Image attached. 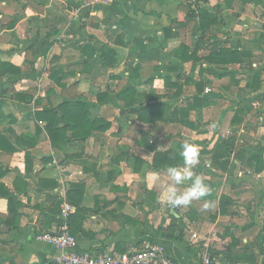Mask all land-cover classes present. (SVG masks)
<instances>
[{"label":"crops","instance_id":"crops-1","mask_svg":"<svg viewBox=\"0 0 264 264\" xmlns=\"http://www.w3.org/2000/svg\"><path fill=\"white\" fill-rule=\"evenodd\" d=\"M196 6L0 0V136L16 150L0 149V187L8 194L0 197V264H60L63 252L40 237L71 216L80 252L155 244L174 264H199L205 252L221 264H264V0ZM197 9L210 14L206 29L191 17ZM103 48L116 55L105 57ZM221 51L245 56L210 60ZM127 91L132 95L121 99ZM195 97L212 105L201 115L190 111L194 128L174 123V111ZM77 102L110 128L84 142L69 131L53 147L36 114ZM151 104L168 106L170 121L141 122L138 111ZM230 137V157L215 156ZM185 142L200 147L195 171L209 194L173 208L161 200L171 183L167 168L153 161L156 152ZM75 185L84 191L69 199Z\"/></svg>","mask_w":264,"mask_h":264},{"label":"trees","instance_id":"trees-1","mask_svg":"<svg viewBox=\"0 0 264 264\" xmlns=\"http://www.w3.org/2000/svg\"><path fill=\"white\" fill-rule=\"evenodd\" d=\"M197 16L201 19L203 29H206V27L210 26L209 24L205 23V19L210 17V14L208 12L202 11L200 9L192 11L191 17L196 18ZM181 50H187V48L185 46H182ZM109 54H111V56L116 55L113 50L103 48V55L106 57ZM225 55L229 56V59H227L226 63H236V61L239 60L238 57L245 56V53H241L239 51H221L219 54L213 56L210 60L218 62L221 61ZM4 67H8L5 70L6 73L13 76H18L21 73L19 69L13 66L4 65ZM199 90L200 92L203 91L200 87ZM128 95H132V93L130 91L125 92L121 95V99L126 98V96ZM253 101L254 99L245 102L243 109H241L240 112L236 113L232 121L233 125L241 121L240 114H243L248 109H250L248 107V104H251ZM210 105H212V103L205 100L204 98L195 97L193 102L189 103L185 108H178L174 111L173 114L177 116L174 123H179L185 127L194 128V125L186 120L190 111L197 110L201 115L203 109L209 107ZM168 111V106L164 104H151L149 106L143 107L138 111L139 119L141 122L148 124H154L159 121H170V118L168 117ZM36 118L38 122L46 123V132L50 138L51 144L56 148L58 147L57 145L60 140H67V132L69 131L72 132V138H78L84 142L95 132H106L110 128V123L103 119L93 120L90 113L86 110V104L82 102L65 103L60 105L58 109L45 108L43 111L36 114ZM17 141L22 142L21 138H17ZM182 145L183 144H176L171 150L166 152H156L153 161L154 167L163 169L182 163V159L179 155ZM234 148L235 139L234 137H230L221 140V142H219L218 146L214 150L213 154L215 156L220 155L227 158L230 157L231 153L234 151ZM0 149L9 153H13L14 151H16L13 147H11L9 140L4 136H0ZM262 152L263 149H261L259 156L256 157V159H258V162H261L262 160ZM258 171L260 170H257V172ZM74 190L75 192H72L69 195V199H72V194L74 193H83L84 188L81 185H75ZM0 197H8V194L4 192L3 186L0 187ZM8 203L9 214H11L13 216V219L18 222L19 212L15 209L14 201L12 199H8ZM73 219L74 216H71L67 221L70 231L72 229ZM71 234L74 235L72 231Z\"/></svg>","mask_w":264,"mask_h":264},{"label":"built area","instance_id":"built-area-1","mask_svg":"<svg viewBox=\"0 0 264 264\" xmlns=\"http://www.w3.org/2000/svg\"><path fill=\"white\" fill-rule=\"evenodd\" d=\"M86 5H99L111 0H83ZM192 6L197 5V0H186ZM70 211L65 206L64 216ZM40 239L50 243L63 252L59 259L60 264H174L167 258L161 247L155 244L145 245L142 249L131 250L124 253L103 250L91 253L80 252L77 249V238L71 234L67 221H64L57 231L45 232ZM199 264H221L209 252L202 253Z\"/></svg>","mask_w":264,"mask_h":264},{"label":"clouds","instance_id":"clouds-1","mask_svg":"<svg viewBox=\"0 0 264 264\" xmlns=\"http://www.w3.org/2000/svg\"><path fill=\"white\" fill-rule=\"evenodd\" d=\"M179 155L182 163L167 168L171 183L161 193V200L173 208L190 206L209 194L208 185L195 171L200 163L199 145L185 142ZM182 186L183 191L180 190Z\"/></svg>","mask_w":264,"mask_h":264}]
</instances>
